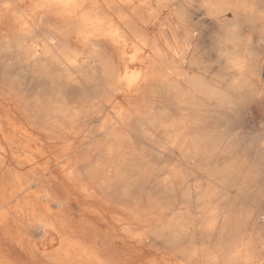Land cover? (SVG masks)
<instances>
[{
	"label": "bare ground",
	"instance_id": "obj_1",
	"mask_svg": "<svg viewBox=\"0 0 264 264\" xmlns=\"http://www.w3.org/2000/svg\"><path fill=\"white\" fill-rule=\"evenodd\" d=\"M254 44L264 0H0V264H264Z\"/></svg>",
	"mask_w": 264,
	"mask_h": 264
},
{
	"label": "rangeland",
	"instance_id": "obj_2",
	"mask_svg": "<svg viewBox=\"0 0 264 264\" xmlns=\"http://www.w3.org/2000/svg\"><path fill=\"white\" fill-rule=\"evenodd\" d=\"M255 51L259 54V57L264 58V52L261 51L260 46L254 44ZM250 137H256L259 130L257 127L250 128L249 130ZM257 177L256 182L259 186V190L264 192V159L258 158L257 159ZM261 185V186H260ZM87 204V203H86ZM85 204V205H86ZM89 204H97L96 202H90ZM97 206V205H96ZM249 207L251 209V216L249 219V227L254 232L257 238L264 239V199L260 202H251L249 203ZM78 214V211L76 212ZM107 216L111 215L110 211L107 209ZM255 222V223H254ZM160 256V253L156 251L152 257L157 258Z\"/></svg>",
	"mask_w": 264,
	"mask_h": 264
},
{
	"label": "crops",
	"instance_id": "obj_3",
	"mask_svg": "<svg viewBox=\"0 0 264 264\" xmlns=\"http://www.w3.org/2000/svg\"><path fill=\"white\" fill-rule=\"evenodd\" d=\"M12 205H13V203H12V204H7V205H5L4 208H3V209H6V211L9 212V216H12V215L14 214L13 210H11V208H10ZM23 207L25 208V205H23ZM24 212H25V210H23V213H24ZM11 227L13 228V227H15V226L12 224Z\"/></svg>",
	"mask_w": 264,
	"mask_h": 264
}]
</instances>
